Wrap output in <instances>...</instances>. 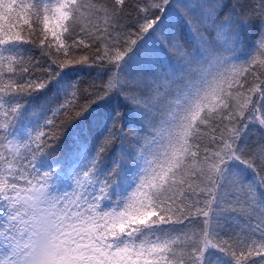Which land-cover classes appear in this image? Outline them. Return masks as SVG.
<instances>
[{"label": "snow or ice", "instance_id": "snow-or-ice-1", "mask_svg": "<svg viewBox=\"0 0 264 264\" xmlns=\"http://www.w3.org/2000/svg\"><path fill=\"white\" fill-rule=\"evenodd\" d=\"M0 264H264V0H0Z\"/></svg>", "mask_w": 264, "mask_h": 264}, {"label": "trees", "instance_id": "trees-1", "mask_svg": "<svg viewBox=\"0 0 264 264\" xmlns=\"http://www.w3.org/2000/svg\"><path fill=\"white\" fill-rule=\"evenodd\" d=\"M26 47L31 48V55H32V57L35 60H43V59H46L45 57H42L41 56V52H40L39 48H37V47H35L33 45H27ZM91 51H95V48H92ZM81 54H88L89 55V58H91V52H89V50H87V49H85L83 51H81V50L78 49L77 50V56H79ZM74 67H77L78 68V67H80V65H74ZM97 71H98V69H97ZM91 75L92 76H95L96 75L95 71H93L91 73ZM80 79L82 80V83L79 85L80 89L83 90L85 88H88L89 87V84L91 83V79H90L89 74L87 72L81 73ZM97 83H99V81H97ZM49 93H50L51 98H53L56 101L57 106H59L60 103H62V97H57L51 91H49ZM47 97H49L47 93L41 95V98L36 102L35 108L33 109L32 112H35L37 115H39L41 108L44 106L45 102L47 101ZM81 97H83V91H81ZM84 102L85 101H84L83 98H81L78 101L79 104H83ZM112 103H116V101L113 100ZM69 114L71 115L72 113L70 112ZM44 116H45V114H43V118H44ZM66 119H67V117L65 116L64 112H60V115L55 117L54 123L56 125H60ZM49 127H51V126H49ZM126 130H127V128H126ZM257 135H261V133L258 132ZM255 139H256V137L253 136L252 137V140L254 141ZM134 140H135L134 138L129 137L128 139H126L123 142L124 151H125V148H127L128 146H132L133 144H135L136 141L134 142ZM61 143H64V142L62 141ZM54 147L56 148L55 150H57L58 146L56 147V144L54 145ZM120 148H121V142H120V140H117L113 144V146L109 149L107 155L104 157V162L103 163L105 164L106 162H108L106 168L111 166L113 159H118L119 158L116 154H117V152H118V150ZM55 150L52 151V154L53 155H55V156L62 155V154L65 155V151H55ZM128 167H129V171L130 172H134V169L131 168V166H128ZM112 196H113V198H115V192H113Z\"/></svg>", "mask_w": 264, "mask_h": 264}]
</instances>
